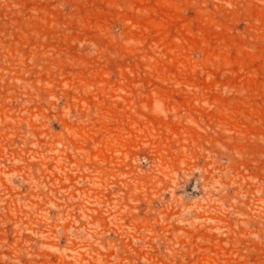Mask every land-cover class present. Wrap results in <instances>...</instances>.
<instances>
[{"label": "rangeland", "instance_id": "rangeland-1", "mask_svg": "<svg viewBox=\"0 0 264 264\" xmlns=\"http://www.w3.org/2000/svg\"><path fill=\"white\" fill-rule=\"evenodd\" d=\"M0 264H264V0H0Z\"/></svg>", "mask_w": 264, "mask_h": 264}]
</instances>
